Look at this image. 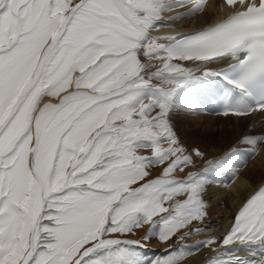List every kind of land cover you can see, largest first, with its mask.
Listing matches in <instances>:
<instances>
[{"label":"snow or ice","instance_id":"obj_1","mask_svg":"<svg viewBox=\"0 0 264 264\" xmlns=\"http://www.w3.org/2000/svg\"><path fill=\"white\" fill-rule=\"evenodd\" d=\"M205 4L0 0V264H182L205 248L207 264H264V186L222 237L183 243L211 231L204 197L264 143L211 155L175 129L208 100L264 114V0L157 34Z\"/></svg>","mask_w":264,"mask_h":264},{"label":"bare ground","instance_id":"obj_2","mask_svg":"<svg viewBox=\"0 0 264 264\" xmlns=\"http://www.w3.org/2000/svg\"><path fill=\"white\" fill-rule=\"evenodd\" d=\"M221 2L222 0H206L205 9L202 13H200L199 22L195 21L194 17H191L187 20L180 21V22H173V25H174L173 28H167V27L161 28L159 30V33L157 34H175L178 32H190L197 28L203 27L206 24L214 21L215 18L217 19L221 17V15L226 12V8L221 7ZM189 7H191V5H189ZM180 11H183V9H181ZM198 20H199V17H198ZM211 102L212 100H208V103H211ZM208 103L206 102V104ZM257 114H260V113H255L250 116L251 119L252 117L253 119H255V122L253 123L255 124V128L253 130L250 129V132L251 134L257 135V136L260 135L261 133L262 135H264V131H263L264 130V114H260V115H257ZM230 120L232 122L231 118ZM235 123H237V125L229 130L232 131L233 133L236 132V134H240L243 130L247 128L246 125H248V119L243 118L242 120L240 119L239 121H235ZM207 125H210V123H207ZM229 130L223 125L220 129H218V132H219L218 135H221V133L224 134V132H226L225 134L228 135ZM256 130H258L259 133L257 132L255 134ZM193 132L197 134V131L193 130ZM213 134H217V133L212 132V134H210L211 139H213V137L211 136ZM246 146L247 145H244L245 148ZM228 148H229L228 143L227 144L224 143L223 145H220L218 149H214V150L205 149L204 150V148H202L203 150L202 149L201 150L206 151L210 153L211 155H220L224 151H226ZM263 148H264V145H262V148H261L262 150L256 151V153L258 152V155L254 159V161L249 163L250 168H251L250 171L246 170L244 172H238L236 170L235 171L233 170L232 172L223 173L224 175L222 174L223 177L221 176L220 180L223 183V189H224L223 194L224 195L220 194L218 198L215 200L214 202L215 204L213 206H211L213 202L211 204L207 201L209 204L208 216L204 223L211 229V231L194 233L190 238L186 239V241H184L183 243L194 244L197 240H200V239L212 236V235H216L219 237L220 232L228 228L231 222V220H229V217H233L236 211L239 209L242 201L247 196L249 197L251 192L257 189L262 183H264V153L263 154L260 153V151L264 152ZM237 166H239V164ZM177 175H180V174H177ZM213 209H216V211L213 212L212 215H209V213H211ZM216 217L217 219L220 220V222L222 221L223 218H225L224 223L221 222L224 225L223 227H219L215 224L217 221ZM194 223H197V222H194ZM133 238H136V237H133ZM173 247H178V245L174 244ZM148 248H149V251L147 253L148 256L150 257L161 256L164 254L165 245L158 242L155 239H152L151 241L148 242ZM237 254H241V253L238 252ZM243 254L247 255L246 253H243ZM213 255L214 253L210 252L208 249L206 248L201 249L200 251L193 253L191 256L186 257L185 260L182 262V264H207L206 262L208 258Z\"/></svg>","mask_w":264,"mask_h":264},{"label":"rangeland","instance_id":"obj_3","mask_svg":"<svg viewBox=\"0 0 264 264\" xmlns=\"http://www.w3.org/2000/svg\"><path fill=\"white\" fill-rule=\"evenodd\" d=\"M198 17H199V20H198ZM194 18H195L194 19L195 21L199 22L200 21V13L197 14L196 17L194 16ZM206 102L208 103V101H206ZM206 105H207V107L204 108L202 110L201 114L196 116V117H178L175 119V122H174L175 129H176L178 135L180 136L181 141L185 144L186 147H188V148L190 147L189 149L195 148V146H196L200 150L202 148H204V150L205 149L214 150V149H218L220 145H223L224 143H226V144L228 143L229 147L230 146L231 147H238L240 150L247 153L250 146L247 145L245 148L244 145L237 144V141H239L241 139V137H243V136H255V137L264 136V135H262V133L258 136L251 134L250 129L253 130L255 128V124H253L255 122V119H253V117L251 119L250 116L247 117V119H248V125H246L247 128L245 130H243L240 134H236V132L233 133L229 129L235 127L237 125V123H235V121H239L240 119L232 117L231 118L232 122H231L230 118H225L222 115H218L217 114V112L219 110L218 105L214 101H212L211 103H208ZM257 115H260V114H257ZM207 123H210V125H207ZM223 125H224V127L228 128V130H229L228 135L225 134L226 132H224V134L221 133V135H218L219 134L218 129H220ZM261 127H262V125H261ZM193 130L197 131V134H195L193 132ZM212 132L217 133V134L211 135L213 137V139L210 138V134H212ZM257 132L259 133V131L256 130L255 134ZM262 145H264V143H261V145L258 148H260V147L262 148ZM261 148L257 149V151L262 150ZM263 150H264V148H263ZM260 153L263 154L264 152L260 151ZM257 155H258V152L257 153L255 152L254 155H247L245 163H243L241 165L239 164V166H236L235 169H230V170L226 171L225 173L232 172L233 170L234 171L236 170L238 172H244L246 170L250 171L251 168H250L249 163L254 161V159L257 157ZM223 175H221V176L223 177ZM223 191H224L223 183L220 180V183L213 186L204 198L206 201H208L211 204L213 202V204L211 205V206H213L215 204L214 202L218 198V196L220 194L224 195ZM215 211H216V209H213L211 211V213H209V215H212V213ZM216 219H217V217H216ZM218 220L219 219H217L215 224L219 227H223L224 225L222 223H224L225 218L222 219V221H221L222 223L220 222V220L219 221Z\"/></svg>","mask_w":264,"mask_h":264}]
</instances>
